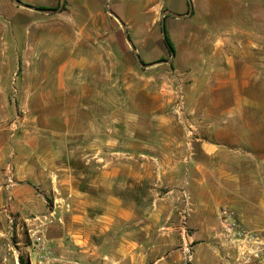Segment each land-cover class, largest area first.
Returning <instances> with one entry per match:
<instances>
[{
  "label": "rangeland",
  "instance_id": "1",
  "mask_svg": "<svg viewBox=\"0 0 264 264\" xmlns=\"http://www.w3.org/2000/svg\"><path fill=\"white\" fill-rule=\"evenodd\" d=\"M10 1L18 7L16 9H22ZM139 1L144 12L157 17L156 32L137 34V46L135 37L129 35L136 52L124 34L110 35L104 46L112 61L110 89L119 94L123 91L127 111H134L136 105L137 111L143 113L142 120L147 122L152 116L147 109L155 105L169 120L181 125L188 141L203 138V123L215 121L213 113L204 114L205 109L214 103L227 105L233 95L232 90H215L213 72L206 77L200 72L205 56L214 54L223 41L228 45L223 47H227L237 61L245 59L255 64L258 74L248 88L249 94L264 107V0H149L148 4L146 0ZM61 3L59 0L54 9H59ZM69 7L70 3L65 0L62 9L68 11ZM103 8L112 11L110 6L103 5ZM168 12L189 17L184 24H177L180 20L170 15L165 18L166 30L175 47L171 64L165 63L172 58V53L165 45L162 29L163 15ZM62 15L23 12L13 19L12 25L10 19L0 18V264H104L103 251L105 248L109 252L116 250L121 236L135 238L136 242L141 240L147 248L153 244L161 249H172L177 244L175 241H157L155 236L150 242L149 237L145 238L150 225H141L139 221L150 214L178 218L182 219L180 228L186 227L191 233L188 209H165L162 215L155 206L151 209L153 203L167 206L189 201L190 196L185 191L167 195L164 188L155 191L148 186L140 192L126 194L136 206L135 218L116 219L110 228L111 238L105 240L102 225L107 219L103 222L98 217L107 216L105 210L99 206L93 208L94 199L90 194L60 188L61 163L57 162L55 152L63 132L62 122L75 120L71 113H61L52 91L59 84L53 78L61 65L70 63L74 47L70 41L72 18L68 13ZM217 17L222 18L223 26L232 28L231 32L206 33L202 23L212 25ZM191 18L193 20H189ZM77 20L79 25L86 22L84 17ZM80 41L83 54L88 47L90 54L106 56L101 47L93 50V44ZM250 42L259 48L250 49ZM137 54L151 66L143 68L136 59ZM122 81L130 88L121 89ZM119 82L120 87H117ZM134 86H137L136 99L129 96ZM144 89L151 90L157 98H150L143 93ZM224 118L228 121V117ZM242 121L253 123L250 137H264V112L250 111L243 115ZM83 132L69 129L66 137L82 139ZM118 132L121 135V131ZM152 132L155 138L161 136L157 131ZM215 133L228 136L221 128ZM142 228H146V232ZM88 229L95 232L94 241H86ZM151 232L174 234V240L178 235L177 227L167 223L153 227ZM185 249L187 254L188 249L192 253L191 245ZM91 255L96 257L93 262Z\"/></svg>",
  "mask_w": 264,
  "mask_h": 264
},
{
  "label": "crops",
  "instance_id": "2",
  "mask_svg": "<svg viewBox=\"0 0 264 264\" xmlns=\"http://www.w3.org/2000/svg\"><path fill=\"white\" fill-rule=\"evenodd\" d=\"M21 1L49 9H54L59 2ZM67 1L70 9H60L57 14L63 17L62 14L68 13L72 18L70 41L74 47L70 52V63L61 65L53 78L59 84L52 91L55 105L60 107L61 113H71L75 120L62 122L63 132L55 152L57 162L61 163L58 169L60 188H69L71 193L90 194L94 199L93 208L99 206L105 210L107 216L98 214L103 222L107 219L102 225L105 240L111 238L110 228L116 219L128 221L135 218L136 206L126 194L140 192L150 186L155 191L164 188L167 195H179L185 191L190 196L189 201L182 200L167 206L161 202L153 203L151 209L155 206L161 215L165 209H188L191 233L186 227L180 228L182 219L178 218L166 219L150 214L139 221L141 225H150L145 237H149L150 242L156 236L157 241H175L174 248L161 249L153 244L147 248L141 240L136 242L135 238L121 236L116 250L109 252L105 248L103 251L104 264H188L187 245L192 249L191 264H220L222 255L228 251L221 246L219 214L222 208L235 211L247 229L264 231V137H250L248 134L252 132L253 123L242 121L243 115L250 111L264 112V107L249 94L248 89L257 79L255 64L245 59L237 61L229 49L223 47L228 46L224 41L223 45L219 43L220 47L214 54L205 56L200 65L201 74L206 77L213 72L217 83L215 90H232L233 95H230L231 101L227 105L214 103L208 110L204 107V114L213 113L215 121L203 123V138L188 141L181 125L169 120L160 107H149L147 110L152 116L149 121H143V113L137 111L136 105L133 106L134 111H127L123 91L119 94L110 89L112 61L110 52L104 47L109 36L132 35L137 46V34L156 32L157 17L144 12L139 0ZM148 2L146 0V4ZM103 5L110 6L115 16ZM16 8L10 0H0V18L10 19L12 25L15 23L13 19L23 12H37ZM80 17L85 18L84 25H79L77 18ZM187 17L184 14L180 18L175 17L181 22L177 24H184ZM222 22V18L217 17L212 25L203 22L202 26L206 33L231 32L232 28L223 26ZM80 40L87 45L93 44V50L101 47L106 56L90 54L88 47L83 54V48H79ZM249 48L259 47L250 42ZM212 61L218 64L212 65ZM116 86L120 87V82ZM122 88L130 87L122 81ZM130 92L133 94L129 96L136 99L137 86ZM143 93L157 98L151 90L144 89ZM218 128L225 130L228 136L215 133ZM69 129L79 133L85 131L81 133L85 137L68 139ZM139 130L145 132L139 134ZM152 131L161 135L159 140ZM70 135L74 136L73 133ZM166 223L177 227L175 240L174 234L167 233L171 228L163 234L151 232L153 227ZM142 230L146 232V228ZM94 234L92 229H88L86 241H94ZM90 258L93 262L96 257L91 255Z\"/></svg>",
  "mask_w": 264,
  "mask_h": 264
},
{
  "label": "built area",
  "instance_id": "3",
  "mask_svg": "<svg viewBox=\"0 0 264 264\" xmlns=\"http://www.w3.org/2000/svg\"><path fill=\"white\" fill-rule=\"evenodd\" d=\"M219 229L221 246L227 249L220 264H264V231L247 229L235 211L228 207L221 209ZM188 264L192 263V253L188 249Z\"/></svg>",
  "mask_w": 264,
  "mask_h": 264
},
{
  "label": "water",
  "instance_id": "4",
  "mask_svg": "<svg viewBox=\"0 0 264 264\" xmlns=\"http://www.w3.org/2000/svg\"><path fill=\"white\" fill-rule=\"evenodd\" d=\"M14 3L17 5V6H20V7H24L26 9H30V10H33V11H37V12H40V13H43V14H54V13H57L58 10L62 9V7L64 6V3H65V0H62V4L60 6L59 9H41V8H38V7H34V6H31V5H27L25 3H23L21 0H13ZM107 4V3H106ZM109 13H111L112 15L115 16L114 12L111 11V10H108ZM167 15H170V16H173V17H177V18H180L181 16H178L177 14H174L172 12H168V13H164L163 15V19H162V29H163V34L164 36L166 35V20L165 18L167 17ZM127 36V40L128 42L130 43L132 49L134 52H136V46L135 44L133 43V41L131 40V38L129 37V34H126ZM175 58V53L173 52L172 53V58L169 60V61H165V63H169L171 64L172 63V60ZM136 59L138 61V63L143 67V68H148L150 67L151 65L149 64H146L144 63L142 60H141V57L137 54L136 55ZM160 63H163V62H160Z\"/></svg>",
  "mask_w": 264,
  "mask_h": 264
},
{
  "label": "trees",
  "instance_id": "5",
  "mask_svg": "<svg viewBox=\"0 0 264 264\" xmlns=\"http://www.w3.org/2000/svg\"><path fill=\"white\" fill-rule=\"evenodd\" d=\"M41 9H49V8H43L41 7ZM64 10V9H63ZM164 42H165V45L166 47L168 48V50L171 52V53H175V47H174V44L168 34V31L166 30V35L164 36Z\"/></svg>",
  "mask_w": 264,
  "mask_h": 264
}]
</instances>
